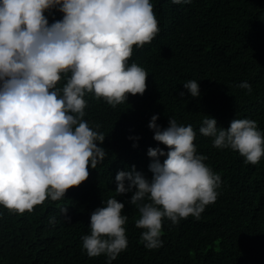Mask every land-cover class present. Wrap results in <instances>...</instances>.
Listing matches in <instances>:
<instances>
[{
	"label": "clouds",
	"instance_id": "1",
	"mask_svg": "<svg viewBox=\"0 0 264 264\" xmlns=\"http://www.w3.org/2000/svg\"><path fill=\"white\" fill-rule=\"evenodd\" d=\"M52 9L62 16L49 23L45 13ZM158 32L151 0H0V206L32 211L46 198L59 201L89 177V166L96 169L108 153L97 144L104 133L84 119L85 95L113 107L129 94L142 95L149 73L129 58L134 45L141 48ZM62 78L66 82L58 86ZM237 86L252 91L247 80ZM183 88L191 97L201 94L197 80ZM158 116H151L148 128L167 151L159 144L148 147L151 177L126 165L111 180L119 195L132 193L127 203L140 213L135 226L143 229L147 249L162 246L164 218L173 224L189 215L199 219L221 185L220 175L204 163L207 157L197 153L193 126L168 117L162 127ZM198 132L216 148L237 151L246 163L264 156V133L253 119L235 118L224 128L206 114ZM101 205L90 214L82 250L89 257L103 254L111 264L128 245V216L116 197L102 198ZM59 213L70 219L67 205ZM55 221L50 217V224Z\"/></svg>",
	"mask_w": 264,
	"mask_h": 264
},
{
	"label": "trees",
	"instance_id": "2",
	"mask_svg": "<svg viewBox=\"0 0 264 264\" xmlns=\"http://www.w3.org/2000/svg\"><path fill=\"white\" fill-rule=\"evenodd\" d=\"M151 3L159 32L141 48L134 45L129 58L149 73L145 92L129 94L115 107L86 93L84 119L104 133L103 144H97L108 155L96 169L89 166V177L59 201L46 198L22 214L0 206V264H106L103 254L89 257L82 250L81 236L89 232L91 212L109 197L124 202L122 214L128 216V245L111 264H264V156L246 163L237 151L216 148L198 132L208 114L224 128L235 118L253 119L264 133V0ZM45 15L52 23L62 13L52 9ZM189 79L198 81L200 96L183 88ZM244 80L250 93L237 86ZM153 114L162 127L168 117L193 126L197 153L207 157L204 163L220 175L221 185L199 219L189 215L173 224L164 218L162 246L147 249L143 229L135 226L140 213L127 203L132 193L119 195L111 180L126 165L151 177L147 149L159 144L148 128ZM61 205H67L69 220L60 215Z\"/></svg>",
	"mask_w": 264,
	"mask_h": 264
}]
</instances>
